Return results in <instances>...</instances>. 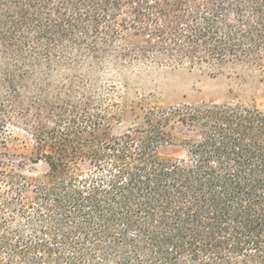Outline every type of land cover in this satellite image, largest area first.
I'll return each instance as SVG.
<instances>
[{"label": "trees", "instance_id": "trees-1", "mask_svg": "<svg viewBox=\"0 0 264 264\" xmlns=\"http://www.w3.org/2000/svg\"><path fill=\"white\" fill-rule=\"evenodd\" d=\"M135 62L264 83V0H0V145L13 121L40 143L101 125L84 103L96 75ZM171 119L183 158L158 152ZM144 123L42 154L36 177L0 154V264H264V110L150 108Z\"/></svg>", "mask_w": 264, "mask_h": 264}, {"label": "rangeland", "instance_id": "rangeland-1", "mask_svg": "<svg viewBox=\"0 0 264 264\" xmlns=\"http://www.w3.org/2000/svg\"><path fill=\"white\" fill-rule=\"evenodd\" d=\"M82 73L86 77L91 75L86 70ZM68 74L69 71H62L54 79L61 81ZM96 76L95 88L88 92L93 99L84 103L91 112L102 108L106 110L101 125L71 134L64 139L40 143L37 137L40 127L9 122L4 144L0 145V154H6L3 155L4 159L11 160L13 166L26 176L36 177L47 168L41 160L33 162L42 158V154L51 155L55 159L71 157L76 147L86 140L117 135L130 126H143L144 113L150 108L169 109L183 105L239 102L264 110V83L257 79L254 71L243 66L212 73L210 70L135 62L126 66L118 64L117 68L106 66ZM52 103L61 105L64 102ZM42 122L50 128L55 126L50 119H43ZM165 130L174 136L176 142L160 145L158 152L163 156L185 157V150L177 142L188 131L175 119L168 121ZM18 162L25 167H19ZM77 166L81 170L86 167L81 162ZM26 195H31V192H26Z\"/></svg>", "mask_w": 264, "mask_h": 264}]
</instances>
